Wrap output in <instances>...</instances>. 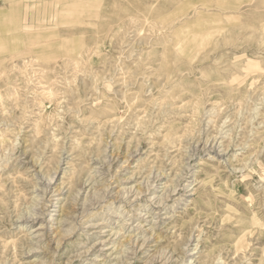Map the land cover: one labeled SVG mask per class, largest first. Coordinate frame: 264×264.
I'll use <instances>...</instances> for the list:
<instances>
[{
	"label": "rangeland",
	"instance_id": "1",
	"mask_svg": "<svg viewBox=\"0 0 264 264\" xmlns=\"http://www.w3.org/2000/svg\"><path fill=\"white\" fill-rule=\"evenodd\" d=\"M0 264H264V0H0Z\"/></svg>",
	"mask_w": 264,
	"mask_h": 264
},
{
	"label": "bare ground",
	"instance_id": "2",
	"mask_svg": "<svg viewBox=\"0 0 264 264\" xmlns=\"http://www.w3.org/2000/svg\"><path fill=\"white\" fill-rule=\"evenodd\" d=\"M63 157V156H62ZM60 162V161H59ZM58 170V167L56 166V170H55V172H54V175H55V173H56V171ZM49 177V176H48ZM151 186V185H150ZM47 188V187H46ZM61 190V189H60ZM38 210V209H37ZM19 218V217H18ZM37 218V217H36ZM21 228V227H20ZM63 237V236H62ZM59 241V240H58ZM137 241V240H136Z\"/></svg>",
	"mask_w": 264,
	"mask_h": 264
}]
</instances>
